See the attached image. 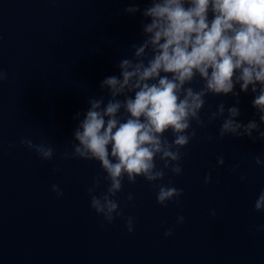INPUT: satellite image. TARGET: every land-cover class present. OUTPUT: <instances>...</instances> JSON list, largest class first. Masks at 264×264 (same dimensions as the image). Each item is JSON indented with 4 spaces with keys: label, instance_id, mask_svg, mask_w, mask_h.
Here are the masks:
<instances>
[{
    "label": "water",
    "instance_id": "obj_1",
    "mask_svg": "<svg viewBox=\"0 0 264 264\" xmlns=\"http://www.w3.org/2000/svg\"><path fill=\"white\" fill-rule=\"evenodd\" d=\"M130 3L143 9L148 0H0V68L8 73L0 84V264H264V213L252 211L264 189V168L252 156L264 144L209 141L220 121L198 130L181 150L187 153L182 175L160 182L183 190L179 203L161 207L143 178L125 181L115 199L123 217H135L132 233L123 217L101 227L102 217L90 208L87 189L101 174L98 162L59 159L71 150L75 113L82 119L88 97L106 96L100 82L119 75L116 63L138 42L140 14H122ZM240 99L247 122L252 98ZM221 102L230 105L232 98L209 96L203 111ZM42 136L56 149L50 161L19 143ZM219 156L225 163L214 167ZM177 216L184 217L180 225ZM170 227L173 235L165 238Z\"/></svg>",
    "mask_w": 264,
    "mask_h": 264
},
{
    "label": "clouds",
    "instance_id": "obj_2",
    "mask_svg": "<svg viewBox=\"0 0 264 264\" xmlns=\"http://www.w3.org/2000/svg\"><path fill=\"white\" fill-rule=\"evenodd\" d=\"M137 13L141 16L138 42L129 44L128 54L116 63L119 75L100 82L106 96L88 97L82 119L80 112L75 113L73 119L79 123L71 150L59 154L61 160L98 162L101 174L93 177L87 193L90 208L102 217L101 227L123 217L115 197L125 181L131 185L143 178L156 190L161 207L179 203L183 190L160 182L169 173L182 175L181 161L187 153L181 150L198 130L220 121L217 135L207 136L209 141L233 137L264 144V0H148L143 9L136 3L122 9L125 15ZM7 80L8 73L0 68V84ZM194 81L198 88L192 86ZM242 95L252 98L254 111L247 122L240 119ZM209 96L231 97L232 103L221 102L215 111H203ZM19 143L41 161L56 154L45 136L39 142L22 137ZM14 147L15 143L9 145ZM252 160L264 168V151ZM224 163L219 156L214 167ZM211 180L209 172L203 183ZM105 182L106 188L98 193ZM50 190L57 198L63 196L58 184ZM127 200L131 203L133 196ZM252 211L264 213V189ZM210 215L214 217L215 211ZM123 218L126 231L132 233L135 217ZM183 222L184 217L177 216L176 225ZM163 235L172 236L173 229Z\"/></svg>",
    "mask_w": 264,
    "mask_h": 264
}]
</instances>
